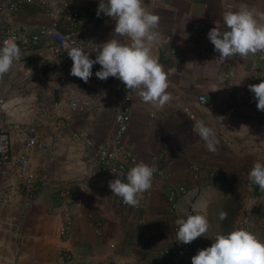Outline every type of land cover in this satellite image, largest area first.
I'll return each mask as SVG.
<instances>
[{
    "label": "crops",
    "instance_id": "1",
    "mask_svg": "<svg viewBox=\"0 0 264 264\" xmlns=\"http://www.w3.org/2000/svg\"><path fill=\"white\" fill-rule=\"evenodd\" d=\"M71 1L80 11L81 28L92 40L88 54L94 60L96 52L93 49L114 38L116 22L104 14L97 15L100 0ZM144 6L160 17L157 29L160 39L153 45L151 55L168 73L170 87L167 91L173 97L162 109L146 105L139 97L137 99L138 106L145 104L147 107V155H144L147 164L157 149V142H160L162 147L169 148L165 164L173 181L190 183L189 167L192 163H199L213 169L209 174L214 184L234 183L233 186H238L241 177L245 185L246 174L255 162L264 163V156L259 158L239 152L227 146L224 136L237 140V149L257 143L264 147V136L257 130L264 121V112L254 108L228 109L219 98L217 101L216 90L223 87L221 76L232 67L237 72V87L249 90L250 84H258L264 81V77L257 81L249 77L254 61L259 63L256 55L250 54L244 59L237 56L221 63L216 59L219 53L214 50L207 34L215 27V21L222 22L227 11L248 8L257 13L264 12V0H144ZM6 20L0 16V24ZM11 20L18 26L50 23L37 0L27 3L20 15ZM195 23L202 26L203 33L190 31ZM118 39L126 42V38ZM35 55L34 49L22 53L11 70L0 78V88L9 91L7 105L0 114V132L11 137L13 155L31 138L42 144L33 149L30 163L43 177V189L35 203L27 208L26 195L18 185L15 164L0 162V264H61L65 248L95 263L155 264L152 254L170 240L169 228L173 222L167 211L164 192L155 187L157 181L152 180V196L142 201L140 209L146 203L142 213L138 211L140 209L119 206L121 198L112 194L109 182L97 186L89 184L85 157L86 152H92L94 147H85L82 139L72 142L74 133L81 131L89 132L94 143L110 136L115 126L114 103L109 101L105 108L88 114L73 112L63 104L57 108L55 103L61 99L67 86L59 84L56 77L50 79L48 69L42 66L44 63L38 64L42 67L36 71ZM93 90L87 84L70 86L75 95L86 96ZM199 93H207V104H196ZM133 94L135 99L137 95ZM136 105L135 100L134 110ZM106 114L111 118V127L107 131L103 124L101 126L102 116ZM133 115L132 122L135 121L134 112ZM196 120L214 129L219 141L215 152H209L205 142L193 132ZM203 152L208 157L205 158ZM138 156L142 159L140 153ZM67 185L80 195L83 205L80 208L73 205L74 221L70 237L64 241L59 236L60 216L52 212V207L60 203L56 190ZM245 186L243 188H248L249 192L242 196L243 202L240 198H229L219 206L216 214L212 213V200L207 198L203 189L195 205L196 214H205L208 222L210 218L215 219L212 227L222 234L236 230V218H244L250 223V232L264 240V194H257L258 185L254 188ZM220 211L227 212L225 220L219 219ZM95 218L108 223L103 238L91 223ZM111 243H116L117 248L113 249Z\"/></svg>",
    "mask_w": 264,
    "mask_h": 264
},
{
    "label": "built area",
    "instance_id": "2",
    "mask_svg": "<svg viewBox=\"0 0 264 264\" xmlns=\"http://www.w3.org/2000/svg\"><path fill=\"white\" fill-rule=\"evenodd\" d=\"M35 1L0 0V16L7 18L5 22L0 24L1 46L3 41L7 39L18 45L21 54L29 49L35 50L36 62L34 66L37 68L36 71L44 66L48 69V77L50 79H55L56 77L59 84L67 86L66 91L62 93L61 99L55 103L57 108L63 104L64 107L73 112L88 114L94 110L105 108L109 101L114 103L115 126L110 136L101 142L94 143L89 132L81 131L74 133L72 142L75 143L82 139L85 147H94L92 152H86L85 157L89 184L91 186H97L103 182L108 183L117 178L126 182L128 171L136 164L142 163L137 153L136 143L132 142L129 137L135 106L133 92H129L117 78L109 77L107 80L97 78L95 73L101 69L98 63L93 65V75L88 83L70 74L73 61L68 56L67 51L64 50L63 43L67 42L88 52L92 42L85 30L81 28L80 11L71 0H37L45 14L50 18V23L39 26L15 25L11 19L18 17L27 3H34ZM190 31L201 34L204 30L199 23H195ZM256 57L259 63L254 61L249 73L252 81H257L261 76L264 77V54H256ZM17 62L15 61L14 64ZM40 63L44 64L38 66ZM236 80L237 72L234 67L223 73L221 76L223 87L216 90L218 94L217 101L220 99L228 109L232 110L254 108L260 111L257 109L254 93L245 87H237ZM72 84L91 85L94 90L86 96L75 95L70 91ZM8 96V89L0 88V114L7 105ZM207 103V93H199L196 104L205 105ZM65 126H68V124H65ZM257 130L264 136V121L258 125ZM224 138L227 143L231 144L239 152L244 154L251 153L259 158L264 156V147L260 143L242 146L237 149V142L234 144L230 143V136H224ZM11 143L9 134L0 132V162H13L15 164L18 185L26 195V205L29 208L35 203L43 189L41 183L43 177L31 167L30 163V155L33 149L41 147L42 144L31 138L19 149L16 155H13L10 151ZM166 157V150L153 153L148 165L155 168L153 179L159 181V188L165 194L167 211L173 218V231L170 240L157 248L153 252L152 257L155 264H189L192 262L191 258L199 250L211 246L215 236L222 233L209 230L207 233L208 237H199L190 244H181L176 240V232L178 231L176 220L182 217L186 219L188 214H196L195 205L203 192V185L199 180L204 172L198 164L192 163L190 166L192 173L190 183L173 181L172 173L165 164ZM249 174L250 172L246 174L245 184L254 188L256 184L250 181ZM256 191L259 195L264 194L259 187H257ZM151 196L152 190L149 189L140 197L138 206H128L123 203L122 199L120 200V205L138 210L141 208L142 201L147 200ZM59 197L60 203L52 207V212L58 214L61 219L59 236L64 241H68L74 221L73 205L80 208L83 205V200H81L75 189L68 185L60 189ZM91 223L95 232L103 238L108 228L107 221L95 218ZM250 227V223L244 218L237 221V229H245L250 232ZM110 246L113 249L117 248L116 243H111ZM61 264L106 263L92 262L84 255L65 248L62 253Z\"/></svg>",
    "mask_w": 264,
    "mask_h": 264
},
{
    "label": "clouds",
    "instance_id": "3",
    "mask_svg": "<svg viewBox=\"0 0 264 264\" xmlns=\"http://www.w3.org/2000/svg\"><path fill=\"white\" fill-rule=\"evenodd\" d=\"M100 14L116 22L114 38L96 45L94 60L82 48L64 42L63 48L73 61L70 74L88 83L93 75V65L98 63L101 69L95 73L97 78L115 77L143 103L162 109L173 97L167 91L170 87L168 73L151 55L153 45L160 39L157 31L160 17L144 6V0H100L97 15ZM260 21H264V12L257 13L248 8L225 12L222 22L215 21V27L207 34L219 53L216 59L223 63L237 56L244 59L250 54H264V23ZM118 38H126V42ZM20 56V48L15 42L3 41L0 78L11 70ZM249 90L254 93L257 109L264 111V81L250 84ZM193 132L205 142L209 152L217 150L219 141L213 128L196 120ZM154 172L155 168L139 163L128 171L126 182L117 178L109 181V187L124 204L136 207L142 194L152 187ZM249 179L264 192V163H254ZM226 218L227 212L220 211L219 219ZM176 224V240L181 244L208 237L210 225L205 214H188L186 219H177ZM213 240L211 246L199 250L191 258L192 264H264V240L254 233L236 229L228 234H218Z\"/></svg>",
    "mask_w": 264,
    "mask_h": 264
},
{
    "label": "rangeland",
    "instance_id": "4",
    "mask_svg": "<svg viewBox=\"0 0 264 264\" xmlns=\"http://www.w3.org/2000/svg\"><path fill=\"white\" fill-rule=\"evenodd\" d=\"M137 99H139L138 96H135V100H136V103H137L136 108L134 110L135 121L133 120V122L131 123V129L133 127V131L129 132V137H130V140L132 142H136L137 143L136 144L137 145V149H138L137 150V153L138 154L139 153L141 154L142 159H143V160L141 159L142 163L147 164V157H144V155H147V128H145V124L147 125V107H145V104L142 105L144 107L138 106ZM136 111H137V113H136ZM102 117H103V119L101 120V126L103 124L102 127H104V129L107 131L111 127V125L109 124V119L111 120V118L108 117V114H106V115H104ZM133 118H134V115H133ZM230 139H231V142L230 143H232V144L236 143V141H237V140L233 139L232 137ZM157 144H158V146L156 147L157 149L154 152L156 153V152H160L162 150H166V155H167L168 154V151H169V148L166 147V146L162 147L160 145V142H157ZM162 144H163V142H162ZM179 144L180 143H178V145ZM226 144H227V146L231 147V144H229L227 142H226ZM201 149H204V148L201 147ZM152 153H153V151H152ZM203 154H205V158L208 157V154L207 153H204L203 152ZM246 154L253 155L251 153H246ZM247 156H249V155H247ZM198 165L201 167V170L204 172L203 176L201 177V179L199 181L201 182V184L204 187L203 189H204L205 193L207 194V198L209 200L210 199L212 200V204H213L212 205L213 206L212 207V213H215L216 214V211L218 210L219 206L221 207V204H223L229 198L230 199H236V198L239 199L240 198V200H242V202H243L242 196L247 195V192H249V191L246 190L248 188H243V187H246L245 186L246 184L244 185L241 177H240L241 182L238 184V186H233L234 183H231L230 185H226V184L221 183V182H219V184L218 183H215L214 184V179L212 178V175L209 174V172H212L213 169H210L209 170V168H207L205 166H202L199 163H198ZM189 169H190V167H189ZM223 171H224V169L222 168V172ZM190 174H192V173L190 172ZM219 178L223 179L224 177H219ZM225 179H223V180H225ZM153 180L157 181V183L155 184V187L157 189H159V186H160L159 185V181L156 180V179H153ZM211 184H213V185H211ZM60 189H61V187H59V189L56 190L57 191V194L60 191ZM118 202H119L118 205L121 206L120 205V201H118ZM145 205H146V203L143 204L142 209L138 210V211H140V213L143 212V208H144ZM74 211L75 210H73V212ZM74 214H75V212H74ZM213 216H215V215H213ZM238 219H241V218H238ZM238 219L236 218L237 221H238ZM213 222L216 223V220L213 219V218L212 219L210 218V221H209V225H210L209 230H215V228L212 227V226H214L213 225ZM166 227H167V225L164 226V228H166ZM169 230H171L169 232L172 235L173 222H172V225L169 228ZM139 233H137V234H139ZM141 259L142 260H145V258L142 257V256H141ZM147 259H149V258H147Z\"/></svg>",
    "mask_w": 264,
    "mask_h": 264
}]
</instances>
